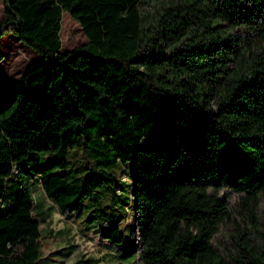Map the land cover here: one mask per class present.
<instances>
[{"label":"trees","instance_id":"trees-1","mask_svg":"<svg viewBox=\"0 0 264 264\" xmlns=\"http://www.w3.org/2000/svg\"><path fill=\"white\" fill-rule=\"evenodd\" d=\"M64 10L88 37L66 50ZM8 33L36 56L0 79V264H47L34 170L71 212L117 181L119 161L134 162L145 264H264V0H4L0 61ZM165 97L175 104L172 144L144 145ZM91 121L97 130H85ZM77 140L82 172L70 161ZM224 188L239 193L246 224ZM228 223L222 249L213 239ZM102 235L124 240L118 224Z\"/></svg>","mask_w":264,"mask_h":264},{"label":"rangeland","instance_id":"rangeland-1","mask_svg":"<svg viewBox=\"0 0 264 264\" xmlns=\"http://www.w3.org/2000/svg\"><path fill=\"white\" fill-rule=\"evenodd\" d=\"M3 15L4 0H0V19ZM62 27V50L71 49L88 40L80 22L68 10L63 12ZM2 45L6 57L0 64V79L14 80L36 56L35 51L13 33L2 38ZM165 98L163 104L167 113L162 125L155 134L143 138L144 145L172 144L175 104L173 98ZM97 127L98 123L91 121L85 126V130H97ZM82 148V143L77 140L70 157L71 164L80 172L84 169L86 154V150L83 151ZM90 160L96 161L92 157ZM113 169L116 171L117 181L98 186L93 194L85 197L79 209L71 212H61L58 209L45 193L40 172L32 170L30 187L35 202L33 214L40 221L41 227V263L145 264L139 255L136 212L133 205L134 162L119 161ZM221 194L228 197L230 207L238 220L246 224L241 218L239 193L224 188ZM257 211L264 222V196ZM113 224H118L124 231L122 242H114L102 235V231ZM233 232V224H225L214 237V244L223 249L231 242Z\"/></svg>","mask_w":264,"mask_h":264},{"label":"crops","instance_id":"crops-1","mask_svg":"<svg viewBox=\"0 0 264 264\" xmlns=\"http://www.w3.org/2000/svg\"><path fill=\"white\" fill-rule=\"evenodd\" d=\"M5 57H6V54H5V56H4V58H3V60H2V61H4ZM2 61H0V64L2 63Z\"/></svg>","mask_w":264,"mask_h":264}]
</instances>
